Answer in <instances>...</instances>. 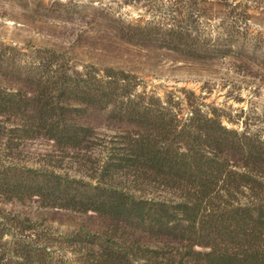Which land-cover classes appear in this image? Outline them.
<instances>
[{
  "label": "trees",
  "instance_id": "trees-1",
  "mask_svg": "<svg viewBox=\"0 0 264 264\" xmlns=\"http://www.w3.org/2000/svg\"><path fill=\"white\" fill-rule=\"evenodd\" d=\"M172 13L170 21L136 24L132 37L194 53L201 41ZM182 92L150 93L121 68L79 69L53 49L0 40V120L16 137L82 151L96 134L85 122L91 113L129 126L96 181L1 164L0 197L35 198L112 223L114 234L79 229L62 238L79 247L65 264H264V139L227 126L193 91ZM120 172L133 188L108 183ZM42 235L34 221L0 217V264H62L53 238ZM141 235L180 247H152Z\"/></svg>",
  "mask_w": 264,
  "mask_h": 264
},
{
  "label": "rangeland",
  "instance_id": "rangeland-1",
  "mask_svg": "<svg viewBox=\"0 0 264 264\" xmlns=\"http://www.w3.org/2000/svg\"><path fill=\"white\" fill-rule=\"evenodd\" d=\"M168 1L0 0V40L53 49L79 69L88 64L121 68L137 76L140 90L161 96L182 98L183 89L191 90L203 108L227 126L264 139V0H176L171 7ZM173 10L179 14V25L201 41H195L194 53L132 37L136 24L170 21ZM85 122L96 130L91 143L82 151H66L47 137L22 140L12 124L0 120V165L19 164L96 181L129 126L102 112L91 113ZM108 183L125 189L134 185L124 172ZM16 216L36 222L42 236L53 238L50 248L62 257V264L79 248L62 243V238L79 229L115 232L107 218L94 212L44 207L35 198L0 197V217ZM138 239L152 247H180L166 239Z\"/></svg>",
  "mask_w": 264,
  "mask_h": 264
}]
</instances>
